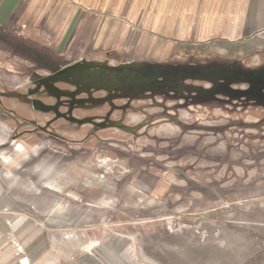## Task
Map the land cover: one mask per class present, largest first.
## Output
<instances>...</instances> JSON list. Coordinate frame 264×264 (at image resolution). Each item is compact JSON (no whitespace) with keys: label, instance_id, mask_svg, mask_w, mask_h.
Listing matches in <instances>:
<instances>
[{"label":"rangeland","instance_id":"obj_1","mask_svg":"<svg viewBox=\"0 0 264 264\" xmlns=\"http://www.w3.org/2000/svg\"><path fill=\"white\" fill-rule=\"evenodd\" d=\"M181 19L153 29L186 37ZM116 30V48L128 41L120 57L84 60L100 63L93 70L149 61L135 69L150 89L56 82L45 69L71 63L67 39L0 26V153L26 149L19 168L0 160V264H264V102L239 81L264 73V30L167 46ZM160 43L171 51L157 59ZM62 174L77 182L67 193L47 185Z\"/></svg>","mask_w":264,"mask_h":264},{"label":"crops","instance_id":"obj_2","mask_svg":"<svg viewBox=\"0 0 264 264\" xmlns=\"http://www.w3.org/2000/svg\"><path fill=\"white\" fill-rule=\"evenodd\" d=\"M123 1L121 12L116 14L113 7L122 0H105L104 4L103 0H0V26L40 32L58 47L67 39L64 55L71 63L63 64L58 70L76 63L71 60L77 57L86 59L84 56L89 50L95 54L106 53L108 57H120L116 52L124 51L128 41L118 49L109 35L124 25L128 27L129 36L132 29H138L144 34L165 38V46L179 42L202 44L216 39L235 43L264 30V0H171L167 8L159 7L162 0ZM134 6L138 9L131 17ZM155 18L160 19L157 26L160 29L164 28L163 20L170 19L177 26L182 18L188 36L154 30ZM105 26L107 29L99 39ZM156 46L162 48L157 59L171 51L164 50L161 43Z\"/></svg>","mask_w":264,"mask_h":264},{"label":"water","instance_id":"obj_3","mask_svg":"<svg viewBox=\"0 0 264 264\" xmlns=\"http://www.w3.org/2000/svg\"><path fill=\"white\" fill-rule=\"evenodd\" d=\"M93 64L86 60H81L74 64L58 70L52 74V79L56 82L70 81L74 86L82 85L84 88H94L96 90L108 91L111 89L124 90L135 89V87L145 86L144 89H150L147 80L141 81L138 78L139 72L135 68H148L149 62L142 63H127L125 68H101L100 70H93ZM161 64H152L160 68ZM73 78V79H72ZM153 81V80H152ZM68 83V82H67Z\"/></svg>","mask_w":264,"mask_h":264},{"label":"bare ground","instance_id":"obj_4","mask_svg":"<svg viewBox=\"0 0 264 264\" xmlns=\"http://www.w3.org/2000/svg\"><path fill=\"white\" fill-rule=\"evenodd\" d=\"M125 35L126 34L121 35L122 39L125 38ZM261 43L262 42H254L253 44H254V46L257 47V49L262 50V48L260 47ZM217 50L219 51V53H221L222 48L218 47ZM220 55H224V54H220ZM21 62H23V61H21ZM169 127H166V128L172 129L171 126H169ZM5 128H6V126L4 124L2 126H0V143L1 144L5 143L7 140V137H8ZM16 145H17V147H13V149H11L10 152H1L0 156L2 158V161H4V163H8L13 167L16 166L17 168H19V166H20L19 160L22 156L26 155V149L21 144H16ZM46 181H47V185L49 186V188H52L54 191H56L58 193H64V192L67 193L70 191V187L72 185L77 184V182H75V179L69 174L68 175L62 174L56 180L49 178Z\"/></svg>","mask_w":264,"mask_h":264},{"label":"trees","instance_id":"obj_5","mask_svg":"<svg viewBox=\"0 0 264 264\" xmlns=\"http://www.w3.org/2000/svg\"><path fill=\"white\" fill-rule=\"evenodd\" d=\"M252 81H248L249 88L240 94L250 100L264 102V73L252 75Z\"/></svg>","mask_w":264,"mask_h":264},{"label":"flooded vegetation","instance_id":"obj_6","mask_svg":"<svg viewBox=\"0 0 264 264\" xmlns=\"http://www.w3.org/2000/svg\"><path fill=\"white\" fill-rule=\"evenodd\" d=\"M46 68V67H45ZM60 69V68H59ZM45 70H47V71H50L51 72V74L49 73L48 75H46V76H51L52 74H54V72H56V71H58V69H56V70H53V69H51V68H46ZM44 72H46V71H44ZM233 76V75H232ZM231 76V77H232ZM235 77H232V79H234ZM240 82H242V83H247L248 81H252V79H250V77L249 76H247V78L246 77H244V78H241L240 80H239ZM248 84V88H249V83H247ZM247 88V89H248ZM230 89L231 90H235L234 88H233V86L232 85H230ZM247 89H245V90H243V91H246ZM230 90V91H231ZM236 91V90H235Z\"/></svg>","mask_w":264,"mask_h":264}]
</instances>
